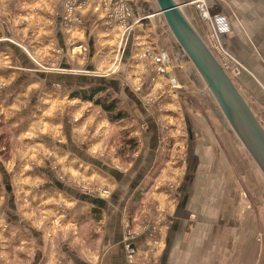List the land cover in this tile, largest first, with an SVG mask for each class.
Returning <instances> with one entry per match:
<instances>
[{
  "label": "rangeland",
  "instance_id": "rangeland-1",
  "mask_svg": "<svg viewBox=\"0 0 264 264\" xmlns=\"http://www.w3.org/2000/svg\"><path fill=\"white\" fill-rule=\"evenodd\" d=\"M53 3H59L63 9L60 25L63 24L66 30H70L85 12L102 15L106 28L112 26L114 31L109 29L106 33H103L105 48L112 49L107 55L110 58L106 63L108 71L116 73L122 70L121 72L124 75L121 76L123 79L121 81L130 84L129 86L133 90L132 96H136V99L139 98L142 101L141 108L145 109L147 115L149 113L148 122V119L143 120V122L139 121L140 130L151 129L153 131L154 128L155 141L157 142L155 151L158 150L160 153H164L162 156L166 160L162 166H158L153 177H151V173H148L151 169L146 172L147 185L144 188L142 186L140 191L134 193V203L129 201L121 209L124 234L121 243L124 247L125 264H161L165 235L159 233L162 228L163 231L165 230V222H170L174 215L173 212L179 198L178 194L183 183L182 180L187 175L185 169L190 145L187 131L191 129V132H193L195 127L201 128L200 136L197 137L208 136V142L202 138L203 144L209 148L208 150H213L217 155L221 151L224 155L226 148L227 154H230V156H226V161L223 158L221 164L224 166L223 169L227 166L229 169L231 168V176H228L229 174L226 175L223 172L217 159L213 158L216 162H210L209 165L203 161V165L200 164L199 168H195V172L198 173L197 179L200 182L199 187H202L197 190L198 193L206 189L207 182L213 192L216 190L218 192L226 190L244 191L240 193V196L244 198H240L236 192L235 196L229 200L220 198V207L225 214L228 212V205L235 204L237 211L242 212L239 205L243 207V200H246L249 227L247 240H250L249 257L246 264H264V178L248 152L240 144L237 136L232 132L220 106H218L202 79L197 75L188 58L185 55L182 56L179 52L175 51L176 53H173L174 50L168 43L164 47L165 51L152 49L145 51L147 49H143L144 43L140 37L142 32L147 36L152 35L154 37L159 33L158 37L162 38L163 44L166 41L161 25L158 26L157 24L159 20L160 22L163 21V18L159 15H153L147 21V27L144 25L142 29H137L138 14L142 11V8L155 11L158 8L155 0H88L85 4L80 5L75 4V0H0V68L8 61L15 64L12 57L15 54L14 51L17 50L20 52L19 55L27 56L28 60L25 61H30L20 62L18 60L17 68L20 67L19 70L0 73V195L5 192L1 184L3 168L5 169L6 164L11 171L17 167L12 163L18 157L16 156L17 151L22 150L25 152V157L30 156L33 159L32 155H37V153L42 157L40 163L28 164L27 166H34V168L38 166L39 169L42 167L49 170L52 173L51 176L42 177L43 180H48L47 184L56 181L55 183L59 182L65 189L70 187L69 191H72L75 195L73 199L77 203L76 211H79L78 207L83 205L91 208L92 204L86 202L87 199H91V201L95 199L96 201L98 198L106 201L107 204L111 203L112 198L116 195L121 200L125 199L127 188L125 189L123 183L121 185L107 183L106 179H112V175L109 172L110 169L109 171L106 169L112 167L126 172L129 169L128 167L133 164L131 161L135 159L136 152L143 146L142 141L132 139L130 133L122 130L110 132L111 128H109L106 133L109 136L106 138L105 145L101 149H94V146L91 147L86 143L88 133H84L85 129H83L80 132L83 138L81 142L85 143V146L80 145L83 147L80 150L84 152L85 156L93 157L102 163L105 162V167L102 168L99 175H86L80 171L81 166H84L80 162L87 164L89 169L90 167L93 168L95 166L93 164L96 162L95 160L82 159L81 156L83 157L84 154L78 155L81 160L78 163L74 162L72 171L77 170L72 172L66 170L68 164L63 163L61 166L55 160L52 150L44 149L39 152L36 150V153L32 151V141L42 144H47L51 140L53 142L60 141L59 138L53 139L44 135L46 126L52 123L53 119L58 118V122L64 117L65 123L70 125L72 133L76 128L75 123L77 121H79V125L83 124L82 118L85 112L86 124L89 126H94L93 121L99 124L102 120L107 127L110 126L108 125L110 122L115 124L116 120H111L115 112L106 113L92 99L103 100L105 104L114 101L113 106L122 111L120 109L122 107L121 95H116L111 90L108 91L107 86L103 85H101L103 90L100 93H94V96L91 97L92 101H85L80 97L72 96V93L78 91L71 86L69 87L72 90L68 96L62 98L48 95L47 98L45 91L48 92L50 89L58 91L61 87L64 86L62 89L66 87L64 83L66 80H59L64 71H61V67L57 62L62 51L58 49L54 41H51L50 38L47 39L46 35L41 34L39 39L35 36V34L38 35L40 32H44L49 27L50 21L55 27L53 18L55 6H53ZM180 7L183 13L187 14V18L188 14L190 15L189 22L199 32L206 46L226 72V75L230 76L237 91L240 92L256 119L264 127V49H260L264 47V36H254L257 33V23L262 22V19H264V1L184 0L181 2ZM202 10L207 12L209 21L202 17ZM255 16L262 19L254 21ZM215 21L219 24L216 25ZM258 27L262 26L258 25ZM157 29H159V32ZM43 38L46 39L43 40ZM131 41H134L132 45H130ZM31 43L33 46H31ZM27 44H29L30 51L25 47ZM42 45L45 48L42 49ZM70 45L71 56L73 57L88 52L82 44L76 46L74 42H70ZM105 48L102 47L101 49ZM167 48L169 49L168 53L166 52ZM127 49L130 51L132 49L136 55L142 52L145 55L144 59L147 60V66L153 65L155 71L154 58L165 52L172 67L169 64L168 68L172 70L180 87L175 88L169 76L167 78L164 73L157 74L154 71L156 76L151 79L142 74L138 76L129 74L130 67L136 65V56L134 59L126 61ZM179 50L180 48L177 47V51ZM175 54H178V57ZM24 59L26 58L24 57ZM137 64H141L140 59ZM16 66L17 64H15ZM85 70H83L84 74L89 75L90 71ZM102 73L106 75L107 70L104 69ZM65 76H68L66 82L70 83L69 76L71 75ZM83 90L88 97L91 93L90 90ZM82 110L84 113H82ZM56 113H58L57 118L55 117ZM79 113L81 114L79 115ZM140 113L141 109L138 108H135L134 113L132 112L134 115ZM99 116L102 117L101 121ZM128 116L129 114L125 113L124 118L118 119L119 122L124 121ZM64 134L66 135V132L61 133V136ZM194 135L195 133L193 137L197 141V137ZM21 137L25 141L21 142ZM162 156L160 154L159 158H162ZM168 163H170V169ZM208 170L211 172L210 175H207ZM216 170L217 173L214 174L213 172H216ZM173 177L175 179H171ZM149 180L150 182L153 180L152 183H149ZM154 184H156L155 187H153ZM41 186L45 189L43 184ZM157 192L169 195L172 201L169 206L163 208L165 213L155 207L157 205L154 199ZM77 195L79 196L76 198ZM228 201L230 204H228ZM59 206L61 207L60 214L67 217L72 210V206L69 208V205L64 204V202L59 203ZM103 211V209L96 207L90 212L92 216H87L83 212L78 217V224H85V229L82 232L79 231V234L84 237L83 244L90 253L89 256L84 258L90 261L96 259L97 263L102 260L99 259L102 256L96 255L101 244L96 242L94 236L101 234L102 229L97 227L104 216ZM158 216L159 218L162 217L159 219L160 222L165 221L163 225H160L159 221L156 222ZM238 224V221H236L239 228L240 225ZM233 227L231 226V228ZM154 228H156L155 233H158L157 235L150 233ZM148 233L150 234L146 236ZM224 236L225 232H223ZM88 237H90L89 241L85 239ZM223 241L225 245L218 246L220 255L218 264H231L229 262L230 252L232 248L235 249V246L232 245V242H234L233 236L232 239L229 238ZM240 255L238 253L237 258Z\"/></svg>",
  "mask_w": 264,
  "mask_h": 264
},
{
  "label": "crops",
  "instance_id": "crops-1",
  "mask_svg": "<svg viewBox=\"0 0 264 264\" xmlns=\"http://www.w3.org/2000/svg\"><path fill=\"white\" fill-rule=\"evenodd\" d=\"M173 1L180 5L184 0ZM53 6H55L53 10L55 14L53 17L55 27L50 21L49 27L44 32L42 31L38 35L35 34V36L39 39L41 34H43V36L46 35L47 39L50 38L51 41L56 43L58 49L61 50L63 54L59 55L57 60L58 65L61 67V71H64V73L61 74L63 76H60L63 78L60 80L67 81L68 76L65 75H71L69 76L71 82H64L67 88L65 87L62 89L63 86L58 91L52 89L49 91L47 90L48 92L45 91L44 93H46L47 98L49 96L62 98L68 96L72 90L69 86L75 87L76 90H79L89 89L94 85H103L107 86L108 91L111 90L114 94L121 95L120 99L122 107H120V109L129 114V116L126 117L124 121L121 120V122H119V120H116L115 124L112 122L108 123V125H110L108 127L105 125L106 123H103L102 117L99 116V120L102 121L99 124L98 122L93 121L92 124L94 126H89L86 124V112L84 113L82 110V113H84L82 118L83 124L79 125V121H77V123H75L76 128L72 133L70 125L65 123L63 115L62 120L57 122L58 113H56L55 117L57 119H53L52 123H49L46 126L44 135L53 139L59 138L58 140L60 141L53 142V140H51L49 142L48 140L50 139H48L47 144L38 142L34 143V141H32V151L36 153L37 151L39 152L44 149L52 150V155L55 156V160H57L61 166L63 163L68 164L66 170L68 169L72 171L74 169V162H80L79 160H81V158L88 159V161L95 160V163L101 162L93 157L85 156L84 152L80 150L83 148L80 145L85 144L81 142L83 141L81 140L83 138L81 137L80 132L83 131V129H85L84 133H88V141H86V143L91 147L94 146V149H101L105 145L106 138L109 136V134L106 135L109 128H111L110 132L114 130H122L123 132L126 131L127 133H130V137H133L132 139L141 140L143 146L136 152L135 159L131 161L133 164L128 167L129 169L126 172L112 167L106 169L107 171L110 169L109 172L112 175V179H106L107 183L115 185L117 183L120 185L123 183L125 189L127 188L125 199L121 200V198L116 195L112 198L111 203L107 204L106 201L97 198V200L101 201V204L96 205L95 203H92L95 199L91 201V199H87L86 196V202L92 204L91 208L83 205L82 207H78L79 211H76L77 203L75 199H73L75 196L74 193L69 191L70 187L65 189L59 182L55 183L56 181L47 184L46 182H48V180H43L42 177L45 178L51 176L52 173L49 170L40 166V169L38 166H36V168H34V166H27L28 164H36L42 161V157L39 153H37V155H32V159L30 156L25 157L24 151L18 150L16 153V156L18 157L12 163V165H16L17 167L14 169L11 168V171L6 164L5 169L3 168V174H1V184L4 187L5 192L0 195V264H125L124 247L121 243V238H123L124 235L121 209L125 203L135 201L134 193L140 191L142 186L144 188L147 185V177H145L146 172L151 169L148 173H151V177H153L156 174L158 166H162L166 160H164V157L162 156L164 153H160L158 150L155 151L157 148V142L155 141L156 133L154 132V128L152 129L153 131H151V129L140 130L139 121L143 122V120L145 121L148 119V122L149 113L147 115L145 109L141 108L142 101H140L139 98L136 99V96H132L133 90H131L132 88H130V84H127V81H125L127 83L121 81L123 80L121 76L123 77L124 75L121 72L122 70L119 72L117 71L116 73H110L108 71L106 63L110 58L107 55L112 49L105 48L106 45L103 43V33H106L109 29L112 30V26L110 25L106 28V23L104 22L102 15L85 12L81 15L79 19L80 21L78 20L70 30H66V27H63V24L60 25L62 23L63 9L59 3H53ZM157 11L158 8L155 11L142 8V11L138 14L139 17L136 22V24L138 23L137 29H142L144 25L147 27V21H149L153 15H159ZM189 16L190 15L188 14V18ZM260 18L261 17L255 16L254 21L261 20L262 18ZM157 24L158 26L159 24L161 25L166 41L163 44V41L161 40L162 38L158 37L159 29H157L158 32H156L158 34L155 37L152 35L147 36V34L145 35L142 32L140 37L144 43L143 49H147L145 51H149V49L165 51L164 47L168 43L170 47L173 48V53L179 52V54H181L180 50L177 51L174 40L170 33H168V29L164 22H160L159 20ZM258 25L262 27H258ZM256 29L257 33L254 34L255 37L259 35L264 36V19H262V22L257 23ZM44 39L46 38H43V40ZM70 42H74L76 46L82 44L87 48L88 52L78 57L71 56L72 51L70 50ZM133 43L134 41H131L130 45ZM28 46L29 44L25 47L30 51ZM31 46H33L32 43ZM42 46V49L45 48L44 45ZM102 47L105 49L102 50ZM259 48H257V50H259ZM260 49H264V47ZM18 51L19 50L14 51V56L12 54V61L14 58L13 62H15L17 66L15 67L14 63L8 61L7 64L0 68L1 74H3L4 71H7L8 73L15 72V70L18 69L19 61L22 62L28 60L26 55L21 56L18 54L20 53ZM166 52H169L168 48L166 49ZM162 53L165 55V52ZM175 55L178 57V54ZM135 56L136 65L130 67L131 71L130 73L128 72L129 74L135 76L142 74L149 79L156 76L154 66H147V60L144 59L145 55L142 52H139V54L136 55L132 49L131 51L127 49L125 54L126 61L134 59ZM165 56L167 58V55ZM24 57L26 59H24ZM139 59L141 64L138 65L137 62ZM167 60L169 63V59ZM144 63H146L145 66ZM169 64L171 67V63ZM84 69L88 71L91 70L89 75L84 74ZM104 69L107 70V76L102 73ZM171 74L176 79L172 70ZM82 78L83 80H81ZM169 100L171 102L170 98ZM84 108H86V106H84ZM135 108L141 109L139 115L132 114V112L134 113ZM80 114L81 113H79V115ZM200 129L201 128L198 129L197 127L194 128L193 132L195 133V137L200 136ZM64 132H66V135L64 134L61 136V133ZM187 132L190 143L188 150L189 157L185 169L187 175H185L182 180L183 183L178 194L179 198L177 199L174 212L172 211L174 215L170 222H165L164 220L160 222L159 219L162 217L159 218V216L156 220L157 223L159 221L160 225H163L164 222L166 224L164 226L165 230L163 231L162 228V231L159 233L165 235L163 241L165 242V245L161 253V264H218V258L220 257L218 246L225 245L223 240H228L229 238L232 239V236L234 239L232 245L235 246V249L232 248L230 252L231 258L229 262L231 264H241L245 262L244 264H246V262H248L250 245V240H247L249 227L246 200H243V207L239 205L242 212H238L236 205L233 204L231 206L228 205V212L224 214L220 207L221 204L219 203V199H231L235 196V190H226L222 192L216 190L213 192L210 184L207 182L204 191H201L200 193L197 191L202 187H199L200 182L199 179H197L198 173L195 172V168H199L203 161L208 165L210 162L215 163L216 160H213L214 158L217 159L220 166H222L223 172L226 175L229 174L228 176H231V168L229 169L227 166L223 169L224 166L221 164V160L224 158L226 161V156H230V154H227L228 151L225 148L224 155H222L221 151L219 155H217L213 150H208L209 148L205 147L203 144V139L207 142L209 141L208 136L202 135L203 139L197 137V141H195L193 137L194 133L191 132V129H188ZM20 141L22 142L25 140L21 137ZM82 154H84L83 157L81 156ZM160 154L162 158H159ZM78 155L81 156L80 159ZM80 163L84 165L81 166L80 171L86 175H99L102 168L105 167V162H103L104 164L101 162L100 166L96 165L93 168L90 167V169L87 164H84L83 162ZM95 163L93 165H95ZM168 167L170 169V163H168ZM112 171L113 173H111ZM210 173V170H208L207 175H210ZM213 173L216 174L217 170ZM171 179L175 178L173 177ZM152 181L150 182L149 180V183H152ZM42 184L45 186V189L41 186ZM155 186L156 184H154L153 187ZM241 192L237 191L236 193L239 194L240 198H244L240 196ZM78 196L79 195H77L76 198ZM61 202L68 204L69 208L72 206V210L70 209L71 212L67 217L60 214L61 207L59 206V203ZM154 202H156L155 204L157 205L155 207L162 212L163 208H166V206H169V204L172 203L169 195L162 194L161 192L156 193ZM228 204H230L229 201ZM96 207L104 210V216L99 221L100 224L97 227L102 229L101 234L98 232L100 235L94 236L96 242L101 244L96 255L102 256L99 258L102 260L98 263L96 262V259L90 261L89 259L84 258L90 255V253H88V248L83 244L84 237H81L79 234L85 229V224H78V217L82 215L83 212H85L87 216H92L90 212ZM67 210L69 211L68 208ZM163 213H165V211ZM236 221H238V225H240L239 228L236 225ZM231 226L234 227L231 228ZM155 229L156 228L150 231V233L157 235L158 233H155ZM223 232H225L224 237ZM85 239L89 241L90 237ZM238 253L239 255L241 254L242 257L240 255L237 258Z\"/></svg>",
  "mask_w": 264,
  "mask_h": 264
},
{
  "label": "water",
  "instance_id": "water-1",
  "mask_svg": "<svg viewBox=\"0 0 264 264\" xmlns=\"http://www.w3.org/2000/svg\"><path fill=\"white\" fill-rule=\"evenodd\" d=\"M155 3L158 6L157 13L163 18L181 55L184 54L192 63L197 75L220 106L232 132L264 178V127L211 54L199 32L193 28L180 5L173 0H155ZM96 165L100 166V163ZM92 203L97 205L101 201L94 200Z\"/></svg>",
  "mask_w": 264,
  "mask_h": 264
},
{
  "label": "trees",
  "instance_id": "trees-1",
  "mask_svg": "<svg viewBox=\"0 0 264 264\" xmlns=\"http://www.w3.org/2000/svg\"><path fill=\"white\" fill-rule=\"evenodd\" d=\"M83 89H79L77 90L78 92H74L72 93L71 95L72 96H77V97H80L82 98L83 100L87 101V100H90L93 102H95L97 105H100V107L107 113H112V112H115L113 113V117H111V120H118L120 118H124L125 116V112L123 111H120L119 109L115 108L113 105L115 104L114 101H112L111 103L109 104H105L103 103V100H99V99H92L91 100V97L94 96V93H100L103 89H102V86L101 85H94L93 87H90L89 89H87V91L90 90V94L89 96L87 97L84 93V90L82 91ZM96 93V94H97Z\"/></svg>",
  "mask_w": 264,
  "mask_h": 264
},
{
  "label": "bare ground",
  "instance_id": "bare-ground-1",
  "mask_svg": "<svg viewBox=\"0 0 264 264\" xmlns=\"http://www.w3.org/2000/svg\"><path fill=\"white\" fill-rule=\"evenodd\" d=\"M202 17H204L205 18V20L206 21H209L210 19H209V17H208V15H207V12H205V10H202ZM202 38V37H201ZM211 52V51H210ZM212 54V53H211ZM162 63H164V66H165V73L164 74H166L167 75V78H168V76H169V78L171 79V83H172V85L173 86H175V88H178L179 86H178V83H176V79L173 77V75L171 74V70H170V68H168V66H169V63H168V61H167V58H166V56L162 53ZM215 58V57H214ZM217 61V60H216ZM221 66V65H220ZM223 69V68H222ZM157 74H161V73H158L157 71H155ZM225 72V71H224ZM226 73V72H225ZM229 78H230V76H229ZM232 81V80H231Z\"/></svg>",
  "mask_w": 264,
  "mask_h": 264
},
{
  "label": "built area",
  "instance_id": "built-area-1",
  "mask_svg": "<svg viewBox=\"0 0 264 264\" xmlns=\"http://www.w3.org/2000/svg\"><path fill=\"white\" fill-rule=\"evenodd\" d=\"M88 0H75V4H77V5H80V4H85L86 2H87ZM216 23V25H218L219 24V22H217V21H215ZM162 53H160L158 56H156L155 58H154V63H155V65H156V71L158 72V73H161V74H163V73H165V66H164V63H162ZM146 230H148V229H146Z\"/></svg>",
  "mask_w": 264,
  "mask_h": 264
}]
</instances>
